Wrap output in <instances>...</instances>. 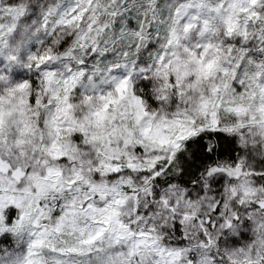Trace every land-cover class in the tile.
Listing matches in <instances>:
<instances>
[{"label":"snow or ice","instance_id":"1","mask_svg":"<svg viewBox=\"0 0 264 264\" xmlns=\"http://www.w3.org/2000/svg\"><path fill=\"white\" fill-rule=\"evenodd\" d=\"M0 264H264V0H0Z\"/></svg>","mask_w":264,"mask_h":264}]
</instances>
